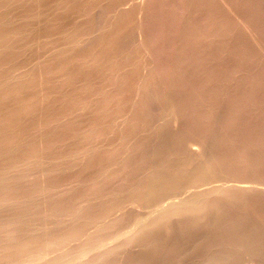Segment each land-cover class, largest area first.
I'll return each mask as SVG.
<instances>
[{
    "label": "rangeland",
    "instance_id": "1",
    "mask_svg": "<svg viewBox=\"0 0 264 264\" xmlns=\"http://www.w3.org/2000/svg\"><path fill=\"white\" fill-rule=\"evenodd\" d=\"M0 203V264H264V0H0Z\"/></svg>",
    "mask_w": 264,
    "mask_h": 264
},
{
    "label": "bare ground",
    "instance_id": "2",
    "mask_svg": "<svg viewBox=\"0 0 264 264\" xmlns=\"http://www.w3.org/2000/svg\"><path fill=\"white\" fill-rule=\"evenodd\" d=\"M133 3H135V2H133ZM129 5H130V4H129ZM134 5H135V4H134ZM140 5H141V4H140ZM137 6H139V5H137ZM138 9H139V7H138ZM139 11H140V9H139ZM137 13H138V12H137ZM141 14H142V13H141ZM141 14H139V15H141ZM138 21H139V19H138ZM141 24H142V23H141ZM137 25H138V24H137ZM138 29H139V28H138ZM140 33H141V32H140ZM148 72H149V71H148ZM150 75H151V74H150ZM147 77H148V76H147ZM147 77H146V78H147ZM144 79H145V78H144ZM141 81H142V79H141ZM146 81H147V79H146ZM142 82H144V81H142ZM137 90H138V89H137ZM136 92H137V91H136ZM136 92H135V93H136ZM143 92H144V91H143ZM139 95H140V94H138V96H139ZM137 98H138V97H137ZM141 98H142V97H141ZM134 103H135V102H134ZM137 103H138V101H137ZM70 105H71V104H70ZM134 105H135V104H134ZM137 105H138V104H137ZM137 105H136V106H137ZM67 106H68V105H67ZM63 108H64V107H63ZM99 108H100V107H98V109H99ZM130 108H131V107H130ZM138 108H139V107H138ZM95 109H96V108H95ZM78 110H80V108H79ZM78 110H77V111H78ZM81 110H82V109H81ZM133 110H134V109H133ZM135 110H136V109H135ZM73 111H74V110H73ZM77 111H76V112H77ZM83 111H84V110H83ZM138 111H139V110H138ZM66 112H67V111H66ZM76 112H75V113H76ZM89 112H90V111H89ZM91 112H92V111H91ZM136 112H137V111H136ZM79 113H81V112H79ZM96 113H97V112H96ZM81 114H82V113H81ZM83 114H84V112H83ZM61 115H62V114H61ZM63 115H64V114H63ZM67 115H68V114H67ZM74 115H75V114H74ZM68 116H69V115H68ZM77 116H78V115H77ZM80 116H81V115H80ZM66 117H67V116H66ZM61 119H62V118H61ZM124 119H125V118H124ZM131 119H132V118H131ZM129 120H130V119H129ZM132 121H133V120H132ZM125 122H126V121H125ZM120 124H121V123H120ZM57 134H58V133H57ZM53 135H54V134H53ZM53 135H52V136H53ZM50 136H51V135H50ZM61 136H62V135H61ZM55 137H56V136H55ZM13 138H14V137H13ZM17 139H18V138H17ZM50 140H51V138H50ZM44 141H45V140H44ZM19 142H20V141H19ZM48 142H49V141H48ZM53 142H54V140H53ZM70 143H71V142H70ZM49 144H50V143H49ZM51 144H52V143H51ZM53 144H54V143H53ZM53 144H52V145H53ZM98 149H99V148H98ZM98 149H97V150H98ZM87 150H88V149H87ZM90 150H91V149H90ZM90 150H89V151H90ZM100 150H101V149H100ZM109 150H110V149H109ZM84 151H85V150H84ZM94 151H95V149H94ZM69 152H70V151H69ZM69 152H68V153H69ZM90 152L93 153V150L90 151ZM100 152H101V151H100ZM109 152H111V151H108V153H109ZM78 153H79V152H78ZM87 153H88V152H87ZM94 153H95V152H94ZM98 153H99V152H98ZM84 154H86V153H84ZM100 154H101V153H100ZM103 154H104V153H103ZM106 154H107V153H106ZM71 155H72V154H71ZM76 155H77V154H76ZM87 155H89V154H87ZM74 156H75V155H74ZM91 156H92V155H91ZM104 156H105V155H104ZM85 157H86V156H85ZM98 157H99V155H98ZM71 158L74 159V157H71ZM75 158H76V157H75ZM89 158H90V157H89ZM82 159H83V158H82ZM94 159H95V158H94ZM69 160H70V158H69ZM71 161H72V160H71ZM82 163H83V162H82ZM100 163H102V162H100ZM86 164H87V163H86ZM90 165H91V164H90ZM92 165H93V164H92ZM100 165H101V164H100ZM93 167H94V166H93ZM101 167H102V166H101ZM87 168H88V167H87ZM98 168H99V167H98ZM84 169H85V168H84ZM84 169H83V170H84ZM97 170H99V169H97ZM97 170H96V171H97ZM100 170H101V169H100ZM106 171H107V169H106ZM92 172H94V171H92ZM94 173H95V172H94ZM91 174H92V173H91ZM95 174H96V173H95ZM107 174H108V173H107ZM107 174H106V175H107ZM109 174H110V173H109ZM101 175H103V174L101 173ZM104 175H105V174H104ZM113 175H114V174H113ZM118 175H119V174H118ZM126 175H127V174H126ZM92 176H93V175H92ZM96 176H97V175H96ZM98 176H100V175H98ZM111 176H112V175H111ZM115 176H116V175H115ZM127 176L130 177L129 175H127ZM106 177H107V176H106ZM113 177H114V176H113ZM118 177H120V176H118ZM121 177H122V176H121ZM125 177H126V176H125ZM128 177H126V179H127ZM116 179H117V178H116ZM122 179H124V177H123ZM129 180H130V178H129ZM131 181H132V180H131ZM123 182H124V181H123ZM123 182H122V184H123ZM125 182H126V181H125ZM128 182L130 183V181H128ZM129 183H128V185H129ZM103 184H104V183H103ZM131 184H132L131 186H133V183H132V182H131ZM154 184H156V183H154ZM172 184H173V183H172ZM54 185H55V184H54ZM47 186H48V185H47ZM50 186H52V185H50ZM129 186H130V185H129ZM137 186H138V185H137ZM137 186H136V187H137ZM57 187H58V185H57ZM125 187H126V186H125ZM127 187H128V186H127ZM136 187H135V188H136ZM173 187H174V185H173ZM236 187H237V186H236ZM236 187L234 186V188H236ZM245 187H246V186H242V188L239 187V189H242V190H246V189H248V188H245ZM50 188H51V187H50ZM118 188H120V186H119ZM128 188L130 189V187H128ZM139 188H140V187H139ZM171 188H172V186H171ZM220 188H221V187H220ZM220 188H219V186L216 187V188H215V186H214V188L212 187V192L215 191V190H220ZM222 188L225 189V187H222ZM227 188L229 189V188H231V187L229 186V187H226V189H227ZM249 188H251V187H249ZM46 189H47V188H46ZM92 189H93V188H92ZM92 189H91V190H92ZM116 189H117V188H116ZM120 189H121V188H120ZM125 189H126V188H125ZM131 189H132V188H131ZM133 189H134V188H133ZM137 189H138V187H137ZM141 189H142V188H141ZM143 189H144V188H143ZM146 189H147V188H146ZM201 189H204V188H201ZM223 189H221V190H223ZM13 190H14V189H13ZM47 190H48V189H47ZM56 190H57V189H56ZM134 190H135V189H134ZM134 190H133V191H134ZM171 190H172V189H171ZM6 191H7V190H6ZM121 191H122V190H121ZM126 191L128 192V190H126ZM129 191H131V190H129ZM135 191H136V190H135ZM156 191H157V189H156ZM156 191H155V192H156ZM205 191H206V190H205ZM53 192H54V190H53ZM55 192H56V191H55ZM142 192H143V191H142ZM148 192L150 193V190H149ZM152 192H153V191H152ZM157 192H158V191H157ZM190 192H192V191H190ZM193 192H194V191H193ZM203 192H204V191H203ZM203 192H200V193L198 192V193L201 195V193H203ZM206 192H209V191H206ZM120 193H121V192H118V194H120ZM146 193H147V191H146ZM181 193H182V192H181ZM194 193H195V192H194ZM194 193H192V197H193ZM204 193H205V192H204ZM43 194H44V193H43ZM81 194H82V193H81ZM118 194H116V195H118ZM136 194H138V193H136ZM140 194H141V193H140ZM150 194H151V193H150ZM182 194H183V193H182ZM188 194H189V192H188ZM2 195H3V193H2ZM4 195H5V194H4ZM11 195H12V194H11ZM123 195H124V194H123ZM131 195H132V194H131ZM133 195H135V194H133ZM142 195H144V194L142 193ZM185 195H186V194H185ZM185 195H184V196H185ZM196 195H197V191H196ZM140 196H141V195H140ZM178 196H179V195H178ZM116 197H117V196H116ZM120 197H121V196H120ZM131 197H132V196H131ZM141 197H142V196H141ZM144 197H145V196H144ZM171 197H172V196H171ZM6 198H7V197H6ZM18 198H19V197H18ZM117 198H118V197H117ZM132 198H133V197H132ZM136 198H137V196H136ZM174 198H175V197H174ZM181 198H182V197H181ZM188 198H189V197H188ZM190 198H191V197H190ZM2 199H3V198H2ZM13 199H14V198H13ZM19 199H20V198H19ZM79 199H80V198H79ZM126 199H127V198H126ZM134 199H135V197H134ZM171 199H172V198H171ZM171 199H170V200H171ZM176 199H177V198H176ZM179 199H180V198H178L177 200H179ZM183 199H185V198H182L181 200L183 201ZM11 200H12V199H11ZM14 200H15V199H14ZM16 200H18V199H16ZM16 200H15V201H16ZM82 200H83V199H82ZM85 200H86V199H84V201H85ZM115 200H116V199H115ZM129 200H130V199H129ZM137 200H138V199H137ZM140 200H141V199H140ZM166 200H167V199H166ZM172 200H173V199H172ZM9 201H10V200H9ZM20 201H21V200H20ZM79 201H80V200H79ZM117 201H118V200H117ZM126 201H127V200H126ZM130 201H131V200H130ZM1 202H3V201H1ZM12 202H14V201L12 200ZM12 202H11V203H12ZM18 202H19V201H18ZM109 202H110V201H109ZM163 202H164V201H163ZM175 202H176V201H175ZM184 202H185V201H184ZM3 203H5V202H3ZM113 203H114V202H113ZM118 203H119V202H118ZM122 203H123V201H122ZM164 203L166 204V202H164ZM0 204H1V203H0ZM8 204H9V203H8ZM79 204H80V203H79ZM107 204H108V203H107ZM111 204H112V203H111ZM115 204H116V203H115ZM115 204H113V205L115 206ZM129 204H130V203H129ZM168 204H169V202H168ZM1 205H2V204H1ZM118 205H119V204H118ZM123 205H125V204L123 203ZM135 205L138 206L139 204H135ZM181 205H183V204H181ZM181 205H180V202H179V204H178V202H176V203H172V202H171L170 205L167 206L168 208H165V207H164L165 205H164L163 207H164L165 209H167V210L161 212V214L157 211V212L159 213L158 215H159V217H160V223L164 222V221H161V219L163 220V218H165V217H163V216H167V215L169 214L170 211H172V210L175 211V210H179V209H180V210H183V209L185 210V207L182 209V207H183L184 205H183V206H181ZM4 206H5V204H4ZM10 206H11V205H10ZM80 206H81V204H80ZM105 206H106V205H105ZM105 206H104L103 208H105ZM120 206H121V205H120ZM128 206H129V205H128ZM132 206H133V205H131L130 207H132ZM154 206H155V205H154ZM161 206H162V205H161ZM180 206H181V207H180ZM101 207H102V206H101ZM110 207H111V206H110ZM110 207H109V208H110ZM118 207H119V206H118ZM122 207H123V206H122ZM134 207H135V206H134ZM146 207H147V206H146ZM151 207H152V208H150V209H153V206H151ZM156 207H157V206H156ZM159 207H160V206H159ZM163 207H162V208H163ZM109 208H108V209H109ZM119 208H120V207H119ZM123 208H124V207H123ZM136 208H137V207H136ZM138 208H139V207H138ZM143 208H144V207H143ZM147 208H148V207H147ZM147 208H146V209H147ZM94 209H95V208H94ZM99 209H100V208H99ZM99 209H98V210H99ZM111 209H113V208H111ZM125 209H126V208H125ZM132 209H134V208H132ZM146 209H145V210H146ZM106 210H107V209H106ZM114 210H115V209H114ZM117 210H118V209H117ZM134 210H135V209H134ZM157 210H159V208H158ZM163 210H164V209H163ZM192 210H194V209H192ZM74 211H75V210H74ZM91 211H92V210H91ZM91 211H90V212H91ZM119 211H120V210H119ZM132 211H133V210H132ZM143 211H144V210H143ZM147 211H148V209H147ZM160 211H162V209H160ZM67 212H68V211H67ZM100 212H101V211H100ZM114 212H115V211H114ZM116 212H118V211H116ZM116 212H115V213H116ZM135 212H136V211H135ZM135 212H134V213H135ZM137 212H138V211H137ZM152 212L155 213V211H152ZM68 213H70V212H68ZM72 213H73V212H72ZM97 213H98V212H97ZM101 213H102V212H101ZM105 213H106V212H105ZM107 213H108V212H107ZM110 213H112V212H110ZM126 213H127V212H126ZM129 213H130V212H129ZM131 213H132V212H131ZM140 213H142V212H140ZM146 213H148V212H146ZM149 213H150V212H149ZM149 213H148V215H149ZM167 213H168V214H167ZM85 214H88V213H85ZM85 214H83V217L85 216ZM93 214H94V213H93ZM102 214H103V213H102ZM108 214H109V213H108ZM116 214H117V213H116ZM121 214H122V212H121ZM138 214H139V213H138ZM155 214H156V213H155ZM165 214H167V215H165ZM57 215H58V214H57ZM109 215H110V214H109ZM109 215H108V216H109ZM118 215H120V213H119ZM127 215H128V214H127ZM135 215H136V214H135ZM146 215H147V214H146ZM151 215H153V214H151ZM151 215H150V216H151ZM58 216H59V215H58ZM68 216H69V215H68ZM97 216H98V215H97ZM106 216H107V215H106ZM108 216H107V217H108ZM140 216H141V215H140ZM60 217H61V216H60ZM83 217H82V218H83ZM110 217H111V216H110ZM121 217H122V216H121ZM124 217H125V216H124ZM138 217H139V216H138ZM144 217H145V216H144ZM157 217H158V216H157ZM161 217H162V218H161ZM90 218H91V217H90ZM114 218H115V217H114ZM126 218H127V217H126ZM126 218H124V219H126ZM151 218H155V217L152 216ZM80 219H81V218H80ZM87 219H88V218H87ZM92 219H93V218H92ZM118 219H119V218H118ZM124 219H123V220H124ZM139 219H140V218H139ZM82 220L84 221V219H82ZM116 220H117V219H116ZM153 220H154V219H153ZM157 220L159 221L158 218L156 219V221H157ZM164 220H165V219H164ZM166 220H167V219H166ZM83 221H82V223H83ZM87 221H88V220H87ZM99 221H100V220H99ZM99 221H97V222H99ZM104 221H105V220H104ZM104 221H103V222H104ZM154 221H155V220H154ZM158 221H157V222H158ZM74 222H75V221H74ZM89 222H90V221H89ZM89 222H88V223H89ZM100 222H101V221H100ZM100 222H99V224H100ZM119 222H121V220H120ZM70 223H71V222H70ZM109 223H111V226H113L111 221L108 222V224H109ZM122 223H123V222H122ZM151 223H152V221H151ZM155 223H156V222H155ZM108 224H107V225H108ZM115 224H116V222H115ZM119 224H120V223H119ZM153 224H154V223H153ZM71 225H72V224H71ZM81 225H82V224H81ZM86 225H87V224H86ZM95 225H96V224H95ZM100 225H101V224H100ZM135 225H136V224H135ZM148 225L150 226V223H149ZM151 225H152V224H151ZM154 225H155V224H154ZM154 225H152V226H154ZM56 226H57V225H56ZM64 226H65V225H64ZM92 226H93V225H92ZM103 226H104V228L108 227V226H105V225H103ZM152 226H151V227H152ZM155 226H157V225H155ZM158 226H159V225H158ZM58 227H59V226H58ZM58 227H57V228H58ZM69 227H71V226H69ZM72 227H73V226H72ZM74 227H75V226H74ZM84 227H86V226H84ZM114 227H115V226H114ZM60 228H61V227H60ZM62 228H63V226H62ZM96 228H98V227H96ZM109 228H110V225H109V227H108L107 229H109ZM80 229H81V228H80ZM88 229H89V228H88ZM92 229H95V226H94ZM92 229L90 228L91 231H92ZM64 230H65V228H64ZM69 230H70V232L72 231L71 229H69ZM95 230H96V229H95ZM102 230H103V229H102ZM104 230H105V229H104ZM57 231H59V229H58ZM75 231H76V230H75ZM78 231H79V230H78ZM84 231H85V230H84ZM91 231H90V232H91ZM109 231H110V230H109ZM109 231H108V232H109ZM65 232H68V231H65ZM106 232H107V230H106ZM61 233H62V232H61ZM83 233H84V232H83ZM55 234H56V233H55ZM59 234H60V233H59ZM59 234H58V235H59ZM85 234L87 235L88 233L85 232ZM52 235H54V234H52ZM58 235H57V236H58ZM60 235H62V236H60V238H59V237L55 238L56 236L54 235L55 237H53V238H55L56 240L54 239L55 241H54L53 243L50 241V243H52L53 245L55 244L56 246L61 245V244L63 245L64 242L66 241V239L69 240L71 237H74V231H73V233H72V232L69 233V234H67V233L64 234V233H63V234H60ZM63 235H64V236H63ZM119 235H120V234H119ZM119 235H118V236H119ZM92 236H93V233H92ZM50 237H51V236H50ZM93 237H94V236H93ZM93 237H92V238H93ZM119 237H120V236H119ZM119 237H118V238H119ZM88 238H89V236H88ZM90 239H91V238H90ZM47 240H48V239H47ZM47 240H45V241L47 242L46 244H48V241H47ZM115 240H117V239H115ZM115 240H114V242H115ZM27 241H28V240H27ZM31 241H32V240H31ZM41 241H42V240H41ZM43 241H44V240H43ZM43 241H42V243H43ZM52 241H53V239H52ZM70 241H71V240H70ZM110 241H112V240H110ZM110 241L108 240V244H109V246L111 245V244H110ZM119 241H121V240H119ZM39 242H40V241H39ZM68 242H69V241H68ZM105 242H106V241H105ZM114 242H113V243H114ZM117 242H118V241H117ZM12 243H13V242H12ZM21 243H22V241H21ZM50 243H49V244H50ZM6 244H7V243H6ZM25 244H27V243H25ZM52 244H50V245H52ZM15 245H16V244H15ZM17 245H20V244L17 243ZM22 245H24V244H21V246H22ZM31 245H32V244H31ZM112 245H113V244H112ZM8 246H9V245H8ZM13 246H14V245H13ZM13 246H12V247H13ZM24 246H25V245H24ZM24 246H23V247H24ZM101 246H102V245H101ZM106 246H107V245H106ZM3 247H5V246H3ZM3 247H2V248H3ZM16 247H17V246H16ZM25 247H26V246H25ZM25 247H24V248H25ZM8 248H9V247H8ZM102 248H103V247H102ZM105 248H106V247H105ZM107 248H108V247H107ZM6 249H7V248H6ZM12 249H13V248H12ZM109 249H110V248H109ZM112 249H113V248H112ZM7 250H10V249H7ZM22 250H23V249H22ZM4 251H5V249H4ZM11 251H12V250H11ZM105 251H107V249H106ZM105 251H104V252H105ZM111 251H112V250H111ZM7 252H8V251H7ZM108 252H109V251H108ZM99 253H100V252H99ZM102 253H103V252H102ZM109 253H111V252H109ZM8 254H9V253H8ZM106 254H107V253H106ZM10 255H12V253H11ZM108 255H110V254H108ZM108 255H107V256H108ZM5 256H7V255H5ZM99 256H101V254H100ZM102 256H103V255H102ZM103 257H104V259H105L106 256L104 255ZM103 257H102V258H103ZM96 258H97V257H96ZM102 258H101L100 261H102ZM92 260H93V259H92ZM106 260H107V259H106ZM88 261H89V260H88ZM96 261H97V260H96ZM98 261H99V257H98ZM84 262H86V261H84ZM97 263H98V262H97Z\"/></svg>",
    "mask_w": 264,
    "mask_h": 264
}]
</instances>
